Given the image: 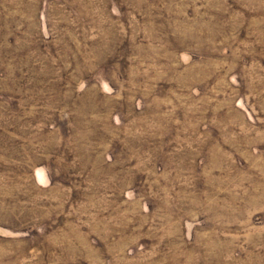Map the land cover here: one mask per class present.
Wrapping results in <instances>:
<instances>
[{
	"label": "rangeland",
	"instance_id": "374dc122",
	"mask_svg": "<svg viewBox=\"0 0 264 264\" xmlns=\"http://www.w3.org/2000/svg\"><path fill=\"white\" fill-rule=\"evenodd\" d=\"M0 264H264V0H0Z\"/></svg>",
	"mask_w": 264,
	"mask_h": 264
}]
</instances>
